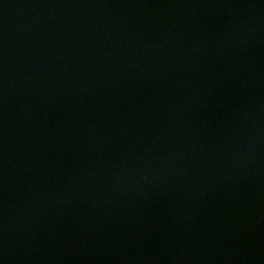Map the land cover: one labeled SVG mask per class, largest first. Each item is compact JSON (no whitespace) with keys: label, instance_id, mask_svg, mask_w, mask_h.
I'll return each instance as SVG.
<instances>
[{"label":"clouds","instance_id":"clouds-1","mask_svg":"<svg viewBox=\"0 0 264 264\" xmlns=\"http://www.w3.org/2000/svg\"><path fill=\"white\" fill-rule=\"evenodd\" d=\"M0 6V264H246L264 0Z\"/></svg>","mask_w":264,"mask_h":264},{"label":"water","instance_id":"water-1","mask_svg":"<svg viewBox=\"0 0 264 264\" xmlns=\"http://www.w3.org/2000/svg\"><path fill=\"white\" fill-rule=\"evenodd\" d=\"M8 3H18L19 0H6ZM10 17L17 12L16 9L7 10ZM4 12L0 6V15ZM250 246V247H249ZM242 255L247 256L246 264H264V198L257 206V212L252 218V236L247 233L242 238Z\"/></svg>","mask_w":264,"mask_h":264}]
</instances>
